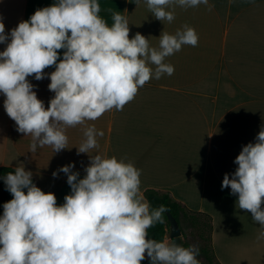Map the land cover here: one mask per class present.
Here are the masks:
<instances>
[{
  "label": "clouds",
  "instance_id": "1",
  "mask_svg": "<svg viewBox=\"0 0 264 264\" xmlns=\"http://www.w3.org/2000/svg\"><path fill=\"white\" fill-rule=\"evenodd\" d=\"M145 2L156 20L169 23L175 19L174 9L168 10L173 5L212 8L208 0ZM100 11L98 0H57L7 33L0 16V44L6 45L0 51V94L16 130L32 137L31 153L44 146L54 153L69 149L67 127L95 121L114 108L122 111L151 78L174 74L167 57L183 45L198 46L195 30L183 25L174 35L161 32L159 47H150L139 32L129 39L125 16L113 13L108 26ZM52 66L53 72L44 71ZM29 77L50 79L48 89L55 95L47 108ZM83 135L77 154L89 156L84 177L73 171L74 163L52 173L67 176L71 192L62 205L33 182L25 166L2 177L13 198L0 216V264H141L146 257L150 264H200L195 245L147 238L170 209L161 204L150 210L140 195L141 170L133 163L90 154L99 148L103 131L91 126ZM234 163L237 168L224 175L221 189L230 188L239 209L264 226V127Z\"/></svg>",
  "mask_w": 264,
  "mask_h": 264
},
{
  "label": "crops",
  "instance_id": "2",
  "mask_svg": "<svg viewBox=\"0 0 264 264\" xmlns=\"http://www.w3.org/2000/svg\"><path fill=\"white\" fill-rule=\"evenodd\" d=\"M56 2L0 0L6 33ZM98 3L108 26L114 23L113 13L127 18L129 39L139 32L150 47L158 48L161 32L174 35L188 25L198 35V46L183 45L167 57L174 74L151 78L122 111L114 108L95 121L67 127L69 149L59 153L50 146L31 153L32 137L16 130L0 94V167L25 166L35 184L54 193L62 205L71 192L67 176L60 172L54 178L52 173L74 163L73 171L84 177L89 156L78 155L77 148L85 139L84 129L94 126L104 136L90 154L133 163L141 170V196L146 189L159 190L210 217L211 246L219 264H264V226L239 209L230 188L221 189L224 175L237 168L234 160L242 146L254 143L264 127V0H208L211 11L203 4L187 9L173 5L168 9L175 12L171 23L156 20L145 0ZM5 47L0 44V51ZM58 51L62 58L64 50ZM28 79L47 108L55 95L48 89L50 79Z\"/></svg>",
  "mask_w": 264,
  "mask_h": 264
},
{
  "label": "trees",
  "instance_id": "3",
  "mask_svg": "<svg viewBox=\"0 0 264 264\" xmlns=\"http://www.w3.org/2000/svg\"><path fill=\"white\" fill-rule=\"evenodd\" d=\"M14 168L0 167V216L3 215V204L10 201L13 197L6 190V186L2 177L9 172H14ZM33 182L35 183L34 179ZM145 200L150 204V210L157 208L159 205L164 204L167 206L170 213L178 222L182 232V236L185 237V228L194 227L198 230V237L206 241V245L199 248V256L204 260L203 264H219L215 259L214 252L211 246V220L210 217L201 213L193 212L182 206L180 203L173 200L169 194L161 192L155 189H146L143 193ZM167 213L164 214V223H157L153 227L148 229L149 239H155L160 242L163 241L169 234L170 225L167 219ZM203 220V221H202ZM206 233H204V232ZM205 235H204V234ZM182 246L185 247V243L182 242ZM142 264H150L149 259L146 257Z\"/></svg>",
  "mask_w": 264,
  "mask_h": 264
},
{
  "label": "rangeland",
  "instance_id": "4",
  "mask_svg": "<svg viewBox=\"0 0 264 264\" xmlns=\"http://www.w3.org/2000/svg\"><path fill=\"white\" fill-rule=\"evenodd\" d=\"M197 232H198V230H196L194 227L185 228L186 236L181 237L182 242H184L186 245L185 248H188L189 246L195 245L199 249V248L206 245V241L200 239L197 235L198 234ZM204 233H206V232H204ZM197 259L199 260L200 264H203L204 260L201 256L198 255Z\"/></svg>",
  "mask_w": 264,
  "mask_h": 264
},
{
  "label": "water",
  "instance_id": "5",
  "mask_svg": "<svg viewBox=\"0 0 264 264\" xmlns=\"http://www.w3.org/2000/svg\"><path fill=\"white\" fill-rule=\"evenodd\" d=\"M167 219L170 225L169 237L175 238V242L180 243L182 245V239H181L182 232H181L178 222L175 220V218L170 213H167Z\"/></svg>",
  "mask_w": 264,
  "mask_h": 264
}]
</instances>
